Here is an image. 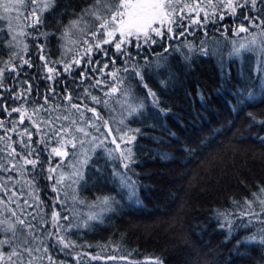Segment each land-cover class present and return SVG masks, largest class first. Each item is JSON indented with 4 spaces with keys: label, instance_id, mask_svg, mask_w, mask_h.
Here are the masks:
<instances>
[{
    "label": "trees",
    "instance_id": "obj_1",
    "mask_svg": "<svg viewBox=\"0 0 264 264\" xmlns=\"http://www.w3.org/2000/svg\"><path fill=\"white\" fill-rule=\"evenodd\" d=\"M42 2L28 5L24 0L17 9L18 37L12 36L0 10L4 17L0 19V84L4 86L0 104L8 109L0 107V168L13 167L7 153L12 148L23 151L19 141L27 140V133L21 135L25 128L32 134L31 143L44 149L51 128L68 124L55 117L79 115L65 99L66 87L72 102L81 104V121L91 117L92 124L82 125L88 136L75 132L84 140L82 147L76 142V155L50 157L51 147H58L55 139L43 152L41 158L50 157L53 165L63 161L57 175L62 171L65 179L58 192L52 191L54 181L46 179L47 163L42 173L31 165H24V175L19 168L0 171V240L11 239L12 233L4 229L19 228V217L34 226L31 233L21 231L48 246L53 241L45 239V230L55 232L57 223L62 226L60 235L75 247L61 251L57 246L50 254L63 264H77L76 258L84 264H264V245L256 242L264 235L260 232L264 224L247 215L245 203L250 201L259 212L264 199V52L249 44L253 51H235L253 37L264 40L261 27H250L240 17L241 13L264 15V4L250 12L237 8L232 14L224 7L226 0H179V5H188L179 13L188 17L183 36L130 48L132 59L120 57L114 44L102 45L116 60L113 64L95 47L88 51L84 43H95L90 33L97 22L68 28L91 0H56L49 10L40 9ZM30 9H36L43 20L35 28L28 27L33 16L25 19ZM205 14L208 20L203 27L190 23L189 18L203 21ZM242 23L249 32L236 34ZM38 44L43 45L42 54L53 73L43 67ZM74 59L80 66L72 63ZM97 59L100 65L85 64ZM66 63L71 64L70 71H65ZM104 63L108 68L99 71ZM82 68H96L89 72L93 79H81ZM49 75L53 80L46 79ZM96 79L103 83L96 85ZM24 81L32 85L27 99H10L7 89L13 93L26 89ZM55 81L60 83L54 85ZM51 86H56V93L48 92ZM112 87L117 91L112 92ZM45 95L47 110L34 111L44 105ZM92 96L101 103L93 102ZM11 108H21L23 118L21 111ZM132 135L136 139L127 146L133 149L135 163L125 168L122 141ZM66 150L71 152V145ZM19 163L23 165L22 160ZM77 169L82 178L73 175ZM53 210L59 212V221H53ZM90 215L98 218L90 221ZM260 219L264 220V212ZM253 235L256 241L237 245ZM9 251L11 245L0 247L5 253L0 264H6Z\"/></svg>",
    "mask_w": 264,
    "mask_h": 264
},
{
    "label": "snow or ice",
    "instance_id": "obj_2",
    "mask_svg": "<svg viewBox=\"0 0 264 264\" xmlns=\"http://www.w3.org/2000/svg\"><path fill=\"white\" fill-rule=\"evenodd\" d=\"M36 3V0H28V5ZM56 4V0H43L40 4V9L42 10H49L53 8ZM264 4V0H226L224 7L226 9H230L232 14H236L237 8H247L249 12L253 9H258V6ZM15 5H24V0H7L4 4L0 5V7L4 8V11L7 13L11 11V9ZM179 0H91V3L88 7H85L81 10V12L77 15V18L72 20L68 26L69 29H76L81 24H88L91 23L93 20L97 22L94 26V30L91 31L90 35L95 41L92 43L88 40H85L84 43L89 45L88 51H91L93 47L98 49L105 57H108L111 63H116V60L112 57V54L108 49L102 47V45L107 44H114L116 49V53L120 57H128L129 59L133 58L132 52L129 50L130 48H140L144 44H156L160 42H164L168 39L178 38L179 36L184 35L183 29H186L188 25H185L183 21L188 18L185 15H180L179 13L183 12L184 8H187V4L179 5ZM101 7L103 10H101ZM28 16H33L35 18L34 23L29 24L28 27H37L43 23L41 18V14L37 12L36 9H30L25 19ZM240 17L243 20H247L249 22L250 27H261L264 30V15L261 16H251L245 15L244 13L240 14ZM4 17H0L3 19ZM91 18V19H89ZM191 24H198L203 27L204 22L208 20L207 14H205L204 20L196 19V18H189ZM220 19L223 20V15L220 16ZM172 25H175L176 28L182 29L180 32H176ZM166 29V30H165ZM38 31V28H37ZM227 31V29H225ZM249 27L243 25V23L239 26L238 32L239 33H248ZM23 34V33H22ZM67 35V32L65 33ZM159 37L160 39L157 40L156 38ZM256 39L249 41V45H255ZM261 44L264 45V40L261 41ZM36 47L40 50L41 55L39 56L40 60L45 61L43 67H46L49 73H53L55 71L54 68L48 67L47 58L42 54L43 53V45H36ZM241 50L253 51L252 47L246 46L241 44L239 48L235 51L237 54L240 53ZM264 51V47L260 49ZM203 54L207 55L206 52ZM24 63L28 65L29 68L33 67V64L29 60H24ZM72 63L80 66V62L78 60H73ZM102 62L97 60H88L85 61V64H95L100 65ZM18 67H22V65H18ZM108 68V64L104 63L102 68L99 71H103V69ZM71 70V64H65V71ZM128 69L125 68V71ZM15 71V68L13 69ZM97 71L96 68L86 69L82 68L81 72L79 73V77L81 79H93L89 75V72ZM112 75V73H109ZM136 75L140 76L143 79V75L139 72ZM47 80H53L51 75L46 77ZM23 83L28 84V88H21L19 92L13 93L12 89H7L10 93V99H27V95L30 94L32 90V85L28 83V81H24ZM60 82L55 81L54 85H58ZM96 85L103 83L101 80H95ZM91 86V85H90ZM0 87H4L0 84ZM147 87V85H145ZM65 92V99L69 100L71 103V109L76 110V115L74 117V113L69 112L66 116H57L55 119L57 120H64L68 121V124H61L59 128L52 127L51 128V136H49L48 140L43 141L45 148L40 149L34 146L31 143L32 134L28 132L27 128L23 130L21 135L23 136L24 133H27V140L21 139L19 143L22 146L23 151L18 152L15 148H12L11 151L7 153L10 162L14 161L13 167L11 169L4 167L0 168V171L8 172V171H15L17 168L20 170V174L24 175V165H31L33 170L39 168L40 172L42 173L45 171L44 165L47 163L50 166L46 169L49 175L46 179L50 181H54L53 183V192H58V185H60L65 177L64 173L61 171L58 173V170L63 167V161H59L56 164H52L51 156L62 157L66 158L70 155H76V148H77V141L81 145L84 144V140L79 138L75 135V132H81L84 136L90 135L85 128L82 126L83 124H92V118L89 117L86 120L81 121V117L83 113L81 112V104L72 102V95L71 92L68 91L67 87L62 89ZM85 93L87 94V89H84ZM112 92H116L117 89L112 87ZM49 93H56V86H51L48 88ZM149 94L153 97L154 103H158V100L155 96L154 92L149 90ZM251 97V93H249ZM92 100L95 103H101V101L96 97L92 96ZM240 102H243L242 100ZM48 103V96H44V105H41L39 109H34V111L38 112L41 109L47 110L45 106ZM106 103V102H105ZM0 107H3L5 111H7V107L3 104H0ZM12 112L21 111V117L23 118V112L21 108H11ZM65 111H68L65 109ZM87 111L93 112L97 119L103 120V118L96 113L94 108H88ZM22 122V119H21ZM48 120H45L44 123H48ZM107 124V121H103ZM95 126V125H93ZM97 131H99V126H96ZM15 131V127L12 129ZM39 131V127H38ZM126 135V134H125ZM55 139L58 147H51L50 157L47 160H43L42 154L43 152L49 147L50 142ZM123 140V136L121 137ZM136 139L135 135L128 137L125 142L126 147L121 149V158L124 161V167L128 168L130 163H135L133 159V149L128 147L134 140ZM113 143H116L113 140ZM71 145L72 151L66 150V146ZM116 148L120 149V144H116ZM85 155V161L88 159L87 155ZM19 158V159H17ZM23 161V165L19 163V161ZM75 164H73V167ZM39 174V173H38ZM73 175L77 177H81L79 169H77ZM35 180V176L32 177ZM75 183V181H73ZM133 184L135 182H132ZM31 186V185H30ZM6 187V186H5ZM264 191V189H262ZM15 195V193H12ZM57 203H59V197H57ZM245 203L249 204V208L247 209V215L252 217L255 220H258L261 224H264V220L260 219L261 212H264V199H261L260 203L262 205L261 211H255L251 208V202L245 201ZM103 204H108V198L103 200ZM31 206V205H30ZM15 215V213H13ZM53 221H59L60 214L59 212L53 210L52 213ZM221 215H225L221 213ZM241 215H244L242 213ZM98 217L94 215H90L88 219L96 220ZM64 220H67L68 217L64 216ZM249 224L252 223V220H249ZM16 224L20 227L17 228L14 225H9L4 229L5 232H11L12 237L11 239L0 240V247L4 245H11V251L6 253V264H35L37 260L43 261L47 259L49 264H63V261H58L54 259L53 254H50L52 249L57 248L60 246V250L63 249H70L75 247L70 241L67 240L66 236L60 235L61 225L57 223L55 225V232H48L45 230V239L52 240L51 246L45 245L44 240H38L35 236H32L29 239L28 235H25L22 229L26 230L28 233H31L33 230V225L31 223L26 222L24 219L17 217ZM90 226V225H88ZM242 227H247V224L240 225ZM223 227V225H222ZM232 231L231 224L229 222V232ZM261 233H264V228L260 229ZM230 239V237H228ZM256 241V236L246 237L245 240L240 241L238 240L236 243L237 245L241 243H248ZM259 244L264 245V235H261L258 241ZM43 245V247H41ZM39 253V255H37ZM86 255V254H82ZM93 259L97 257H92ZM77 259V264H84L83 260L80 258ZM0 261H5V253L0 252Z\"/></svg>",
    "mask_w": 264,
    "mask_h": 264
},
{
    "label": "rangeland",
    "instance_id": "obj_3",
    "mask_svg": "<svg viewBox=\"0 0 264 264\" xmlns=\"http://www.w3.org/2000/svg\"><path fill=\"white\" fill-rule=\"evenodd\" d=\"M5 2H7V0H0V5L4 4ZM20 6H21V5H15V6L11 9V11H9V12H7V13L4 11V8H3V7H0V10H2V11L5 13V15H6V20H5V22H6V24L8 25V29H9V31H10V33L12 34L13 37H18V36L20 35V34H19L20 29H21V26H20V16H18V13L15 14V12L17 11V9H18ZM263 36H264V33H263ZM253 38L256 39V44H255V45H252V46L256 47L257 49H258L259 47H264V45L261 44V41L259 42L258 39H257L256 37H253ZM253 38L250 39L249 41L253 40ZM241 44H244V45L247 46V45L249 44V42H242V43L239 44V46H240ZM239 46H238V48H239ZM259 49H260V48H259ZM261 52H264V51H261ZM125 141H126V140H125ZM122 142H124V141H122ZM119 144H120V143H119ZM118 150H119V149H118Z\"/></svg>",
    "mask_w": 264,
    "mask_h": 264
}]
</instances>
